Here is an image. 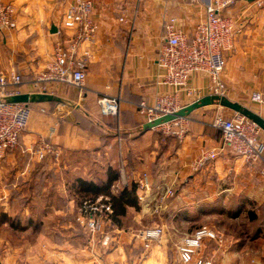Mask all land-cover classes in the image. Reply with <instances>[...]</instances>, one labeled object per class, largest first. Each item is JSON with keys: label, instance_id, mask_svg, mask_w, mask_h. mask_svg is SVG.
<instances>
[{"label": "crops", "instance_id": "1", "mask_svg": "<svg viewBox=\"0 0 264 264\" xmlns=\"http://www.w3.org/2000/svg\"><path fill=\"white\" fill-rule=\"evenodd\" d=\"M13 1L17 27L0 32V74L15 69L23 76L21 92L32 93L34 78L53 59L56 42L66 43L72 35L61 26L66 0ZM208 1L93 0L100 28L92 56L85 59L84 86L59 85L54 94L62 102L32 103L29 127L0 161V212L9 219L16 215L26 219H21L24 230L44 231L37 243L45 250V261L32 254L29 244L22 264L53 260L59 264H181L176 249L182 237L199 228L195 224L200 217L212 215L206 208L209 203L225 206L232 198L239 199L242 212L235 218L218 214L229 221L208 225L220 239H206L202 254L213 264H264V236L250 238L245 233L247 212L264 205V163L251 164L222 149V131L214 126L217 118L237 112L218 101L201 106L186 117L188 131L183 137L166 136L159 127L144 131L147 121L137 112L141 101L153 105L174 92L161 82L158 62L167 21L176 17L191 37ZM223 12L241 30L226 53V97L264 118V107L251 99L254 91L264 89V0H241ZM53 25L59 34L51 32ZM188 89L196 94L190 95ZM104 95L121 97L119 116L101 113L98 99ZM207 95H211L208 76L195 73L176 100L182 109ZM43 140L60 151L58 159L52 154L38 158L34 148ZM85 153L97 154L107 171L119 167L126 173L130 160L133 180L143 172L149 174L152 196L167 185L175 189V197L161 208L154 225L162 227L164 234L150 249L144 247L142 229L114 224L109 229L111 247L99 242L96 250L90 248L87 231L76 221L77 203L66 182L74 176L86 178L77 171L83 166L78 156ZM91 164L88 173L96 166ZM124 178L123 185L129 176ZM56 227L59 244L51 235ZM83 229L85 240L78 236ZM17 263L21 264L16 254L0 259V264Z\"/></svg>", "mask_w": 264, "mask_h": 264}, {"label": "built area", "instance_id": "2", "mask_svg": "<svg viewBox=\"0 0 264 264\" xmlns=\"http://www.w3.org/2000/svg\"><path fill=\"white\" fill-rule=\"evenodd\" d=\"M241 0H209L205 4V15L195 26L192 36L187 35L179 26L176 17L170 18L165 25V37L159 52L158 62L161 67V82L174 88L173 94L160 97L155 104L141 101L137 106L138 114L147 122L180 110L176 100L177 92L186 89L195 73H204L209 78L211 95L226 97L227 84L224 73L227 66L226 53L233 49L240 29L234 28L233 19L224 14V9ZM63 30L72 32L66 43L56 42L53 59L38 72L33 81L34 91L54 94L59 85H72L82 88L87 78L85 59L92 56L91 48L96 43L99 23L94 13L93 0H66V9L62 16ZM17 27V6L13 0H0V32ZM59 28L57 33L59 34ZM82 54L80 55V52ZM23 76L15 69L0 74V161L7 152L16 147L21 134L29 127L33 107L31 103H6L4 97L22 93L20 85ZM33 93V92H32ZM190 95L195 90L188 89ZM55 95V94H54ZM252 101L264 107V89L256 90L251 95ZM198 100V99H197ZM121 97L104 95L98 99L104 116H119ZM42 113L46 109H41ZM214 126L222 131V149L230 150L244 157L251 164L264 163V138L262 128L253 120L237 112L230 117L217 118ZM166 136L183 137L188 131L186 117L158 126ZM40 160L52 154L56 159L60 151L47 141H40L34 148ZM264 178V170L262 171ZM140 212L158 214L167 205L176 191L167 185L161 192L152 196V182L147 172L137 178ZM113 213L110 196L100 195L83 200L77 206L76 221L87 231L89 246L98 248L99 242L104 247H111L113 235L106 228ZM164 230L160 226L142 230L140 237L144 247L150 249L160 241ZM206 239L219 240V235L211 227L203 225L191 234L182 237L177 245V260L181 264H213L202 254Z\"/></svg>", "mask_w": 264, "mask_h": 264}, {"label": "rangeland", "instance_id": "3", "mask_svg": "<svg viewBox=\"0 0 264 264\" xmlns=\"http://www.w3.org/2000/svg\"><path fill=\"white\" fill-rule=\"evenodd\" d=\"M78 157L80 158V160L83 163V166H80V168H78V170H77L78 175L81 174V175L85 176L87 179H90V180L96 181V182H101V181L105 180L107 169H105L106 167L103 164L99 163V156L97 154L85 153V154L80 155ZM93 162L96 164V166H94L93 170H91L90 173H88V171H89L88 166L89 165L92 166L91 163H93ZM86 167H88V168L86 169ZM114 169H117L120 172L119 181L114 184V185H119L118 188L112 187V192L117 193L118 190L123 187L122 178L124 176L126 178V176H128V175L124 171H120L119 167L114 168ZM76 177L77 176H74L70 179L69 182L67 180H66V182H67V185L71 188L72 192L74 193L73 195H74L76 203H77L76 206H78V205H80V203L83 200H85L86 198L87 199L93 198L94 195H92V194L86 195L84 192H80L78 190L76 184H75ZM216 206H218L217 203H211V204L209 203V205L206 208L208 209L209 213L212 214L213 216L212 215H209V216L203 215L202 218L200 217V219H198V222H196L195 228H197V227L200 228L203 225H206V226L209 225L210 226V224L216 223V222L219 223V222L229 221L227 216H224L223 218L218 216V213L216 212L217 211ZM135 210L136 209H132V210L128 209L127 215L125 217L121 218V225H117L116 223H114V224L120 228H123V229H128V230H131V229L141 230L142 229L143 230L145 228L152 227V226L156 225L157 220H160L158 214H146L144 217V215L140 212V209L138 210V213L141 217H139ZM21 219H20L19 215H16L15 218L11 219L13 224H16V227L12 226L11 223H7L6 226L5 225L3 226V224L0 225V259H5L8 255L16 254V256L18 257V262L22 264V262H23L22 255L24 254L25 248L28 247L27 245L31 244L32 254H35L38 259L41 258L42 261H45V257L43 256L45 254V250L44 251L41 250V246L39 245V243L41 242L40 241L41 235L44 234L43 233L44 231L42 232L39 230L35 231L33 229H30V230L22 229L20 227V225H21L22 221H25L26 219L23 218L22 221H21ZM17 222L19 225L17 224ZM111 222H112L111 220L109 222H107L106 228L108 230L112 228ZM17 225L19 228H17ZM51 233H52L51 235L55 238V240L59 244V239H61L60 235H59V228H57V227L54 228L51 231ZM37 242H39V243H37ZM46 260H48V259L46 258ZM57 261L58 260H53L51 262V264H59V262H57ZM47 263H45V264H47Z\"/></svg>", "mask_w": 264, "mask_h": 264}, {"label": "trees", "instance_id": "4", "mask_svg": "<svg viewBox=\"0 0 264 264\" xmlns=\"http://www.w3.org/2000/svg\"><path fill=\"white\" fill-rule=\"evenodd\" d=\"M49 103L53 104L56 102ZM122 135L124 137L126 134L124 133ZM134 170V165H132V162H130L129 160L126 166V173L129 176V181L127 184H124L117 193L112 192V187H115L114 184L119 181L120 172L113 167H109L104 181L96 182L87 178L77 177L75 179V184L80 192H84L86 195L92 194L94 195L93 198L100 195L110 196L111 204L113 206V213L110 217V220L112 221L111 224L116 223L117 225H121V218L127 215L128 209L130 207H133L136 210L140 209L137 181L133 180L132 178V172ZM216 208V212L218 214H227L229 217L235 218V216H238L242 212L243 205L240 203L238 198H232L225 206L218 204ZM247 217L248 220L245 226V233L247 234V236L250 238H258L259 236L263 237L264 205L258 207V210H249L247 212ZM10 221L11 219H9L6 214L0 212V225L6 222L11 223L12 226L16 227V224H13V222ZM78 236L81 239L85 240L86 232L84 231V229L79 232Z\"/></svg>", "mask_w": 264, "mask_h": 264}, {"label": "water", "instance_id": "5", "mask_svg": "<svg viewBox=\"0 0 264 264\" xmlns=\"http://www.w3.org/2000/svg\"><path fill=\"white\" fill-rule=\"evenodd\" d=\"M58 31V28L53 25L51 32L56 33ZM1 101L6 103H43V102H62V99L57 97L54 94L49 93H20L8 97H4L1 99ZM218 101L220 104L234 109L236 112H239L243 114L244 116L248 117L249 119L255 121L262 129H264V118H262L257 113H254L244 106H242L240 103L233 102L229 100L227 97H222L219 95H207L206 97H203L201 99H198L194 101L193 103L187 105L186 107H183L179 111H177L175 114H169L165 115L163 117L157 118L153 121L147 122L143 125V130L147 131L149 129L158 127L159 125L173 121L177 118L181 117H187L193 110L204 106L208 104H212Z\"/></svg>", "mask_w": 264, "mask_h": 264}]
</instances>
